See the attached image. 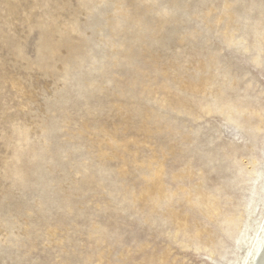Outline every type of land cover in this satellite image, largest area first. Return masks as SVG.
<instances>
[{
    "label": "rangeland",
    "instance_id": "rangeland-1",
    "mask_svg": "<svg viewBox=\"0 0 264 264\" xmlns=\"http://www.w3.org/2000/svg\"><path fill=\"white\" fill-rule=\"evenodd\" d=\"M263 227L264 0H0V264H250Z\"/></svg>",
    "mask_w": 264,
    "mask_h": 264
},
{
    "label": "bare ground",
    "instance_id": "bare-ground-1",
    "mask_svg": "<svg viewBox=\"0 0 264 264\" xmlns=\"http://www.w3.org/2000/svg\"><path fill=\"white\" fill-rule=\"evenodd\" d=\"M263 233V235L260 236V238L258 237V241L256 243V247H255V253L254 251L252 253H254V260L251 261L250 264H254L255 263V258L256 256L258 255V258H257V262L256 264H264V227H263V230L261 231Z\"/></svg>",
    "mask_w": 264,
    "mask_h": 264
},
{
    "label": "water",
    "instance_id": "water-1",
    "mask_svg": "<svg viewBox=\"0 0 264 264\" xmlns=\"http://www.w3.org/2000/svg\"><path fill=\"white\" fill-rule=\"evenodd\" d=\"M258 255H259V254H258ZM258 255H257L256 258H255V263H254V264H256V262H257Z\"/></svg>",
    "mask_w": 264,
    "mask_h": 264
}]
</instances>
